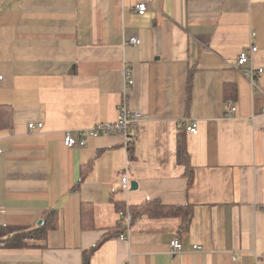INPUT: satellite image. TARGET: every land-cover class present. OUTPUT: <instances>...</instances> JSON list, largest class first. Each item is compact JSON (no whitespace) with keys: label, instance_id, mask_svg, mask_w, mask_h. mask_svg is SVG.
Here are the masks:
<instances>
[{"label":"crops","instance_id":"obj_1","mask_svg":"<svg viewBox=\"0 0 264 264\" xmlns=\"http://www.w3.org/2000/svg\"><path fill=\"white\" fill-rule=\"evenodd\" d=\"M139 1L0 0V105L13 110L12 126L0 128V225H38L53 207L61 221L46 248L0 247V264H82L83 250L123 216L116 202L153 198L191 205L189 231L180 234L179 218H139L91 264H264V73L255 88L243 73L264 67V0H144L145 15ZM131 36L140 44L124 46ZM244 49L250 63L234 67ZM124 66L134 79L128 107L148 116L137 128L128 190L122 135L63 142L67 130L118 119ZM226 85L236 95L232 115ZM192 121L188 188L177 132ZM83 202L93 205L94 229L81 227ZM175 235L183 249L172 255Z\"/></svg>","mask_w":264,"mask_h":264},{"label":"trees","instance_id":"obj_2","mask_svg":"<svg viewBox=\"0 0 264 264\" xmlns=\"http://www.w3.org/2000/svg\"><path fill=\"white\" fill-rule=\"evenodd\" d=\"M129 69L130 67L127 66ZM131 70V69H130ZM191 76L187 80V105L191 97ZM130 88V86H129ZM234 86H225L226 101L235 98V92H231ZM129 91V90H128ZM128 100V92L125 96ZM188 108H186L187 110ZM13 124V110L10 105H0V128H10ZM183 125V126H182ZM177 132V161L185 168V175L188 181V188L194 183V170L191 164L188 144L185 131L186 124H182ZM134 157V156H133ZM93 160L83 164L82 177L85 178L92 168ZM116 208L122 213L121 219L116 225L107 229V231L91 247L82 252V264H91L94 253L100 246L111 238H120L122 234L128 232L129 225L139 218L147 217L150 219H180V234L187 233L190 229L193 219V207L191 205H165L159 198L146 199L137 205H125L116 202ZM130 214V224L127 223V214ZM43 223L34 226L20 225H0V247L3 248H46L48 233L51 230L58 229L60 221V211L53 207L44 210L41 215ZM80 223L83 230L95 228V213L91 203L83 202L80 207Z\"/></svg>","mask_w":264,"mask_h":264},{"label":"built area","instance_id":"obj_3","mask_svg":"<svg viewBox=\"0 0 264 264\" xmlns=\"http://www.w3.org/2000/svg\"><path fill=\"white\" fill-rule=\"evenodd\" d=\"M136 11L140 15H145L148 12L149 4L148 2L141 0L139 1L136 6ZM2 6L0 5V11ZM140 40L136 36L131 37H124L123 45H139ZM256 47L251 48V52L256 51ZM251 52L247 49H244L239 54L236 62L233 64L234 67L243 68L245 67L249 61L251 60ZM243 73L245 76L250 80L252 86L255 88L257 86L258 77L264 73V67H256V68H249L244 69ZM124 74H125V96L129 90V86L134 84V79L131 75V70L124 66ZM3 76H0V88L2 87L1 81ZM227 106V114L232 115L236 111V106L234 105L232 100L226 101ZM148 116L142 113L140 110H131L128 107L126 99L120 105V114L116 121L114 122H104L98 123L88 128H83L77 130L76 134L73 130H67L64 135V144L68 148L74 147H83L86 145L88 138L90 137H98L100 135H122L123 136V147L125 150V167L122 172L121 176V186L123 189L128 190L130 188V179H129V163L133 159L134 156V148L135 143L138 137V126H140L143 122L147 120ZM181 126V124H180ZM35 127H43L42 122L38 123H30L29 129H34ZM187 130L193 134L198 132V124L195 121H192L189 126H187ZM3 150L0 147V154H2ZM2 210L0 209V212ZM127 223L130 224L131 216L128 213L127 216ZM129 230V229H128ZM128 232L122 234L120 238H126ZM170 246V253L172 255H176L177 253L181 252L183 249V244L179 236L175 235L169 243ZM195 250H202V247L199 245L194 246Z\"/></svg>","mask_w":264,"mask_h":264},{"label":"water","instance_id":"obj_4","mask_svg":"<svg viewBox=\"0 0 264 264\" xmlns=\"http://www.w3.org/2000/svg\"><path fill=\"white\" fill-rule=\"evenodd\" d=\"M133 183V182H132ZM137 186V184H135L133 187H136ZM43 223V220H39L38 221V225H41Z\"/></svg>","mask_w":264,"mask_h":264},{"label":"bare ground","instance_id":"obj_5","mask_svg":"<svg viewBox=\"0 0 264 264\" xmlns=\"http://www.w3.org/2000/svg\"><path fill=\"white\" fill-rule=\"evenodd\" d=\"M135 9H136V8H135ZM250 61H251V60H250ZM250 61H249V63H250ZM249 63H248V64H249ZM233 103H234V102H233Z\"/></svg>","mask_w":264,"mask_h":264}]
</instances>
